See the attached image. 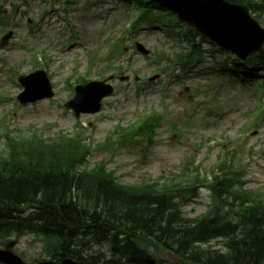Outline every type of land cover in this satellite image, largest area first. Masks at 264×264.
I'll return each mask as SVG.
<instances>
[{
	"label": "rangeland",
	"instance_id": "rangeland-1",
	"mask_svg": "<svg viewBox=\"0 0 264 264\" xmlns=\"http://www.w3.org/2000/svg\"><path fill=\"white\" fill-rule=\"evenodd\" d=\"M66 1L0 0L1 12H11L14 5L18 11L12 13L14 40L0 53V71L6 72L0 73V90L9 93L17 90L11 71L32 73L38 52L45 58L55 89L52 102L20 107L12 96L0 101V120L10 119V124L5 125L12 136L38 131L44 139L55 140L83 129L82 136L93 149L89 163L94 166L104 162L126 185L161 176L176 177L191 167L193 160L200 173L206 175L218 164L224 151L229 161L230 152L236 150L238 157L232 160L243 175L242 182L247 188H264V114L256 131L245 128L260 117V111L253 107L261 97L257 86L262 84L264 75H257L250 85L244 86L241 84L244 78L223 63L226 56L213 52L211 45L204 43V65L185 75L176 72L180 78H171L159 70L165 61H158V65L154 62L156 55L171 53L176 47L164 27L141 29L135 36L125 33L126 54L114 52L110 60L100 59L108 56L119 34L132 24L137 11L133 7L129 11L125 3L117 0H72L75 3L71 6ZM71 30L78 34L71 32L74 41H68ZM136 42L151 50V57H143L131 49ZM181 49L185 48L180 45L177 50ZM94 55L99 57L92 65ZM22 62L25 67L19 68ZM115 68L122 69L117 75L105 77H115L114 94L105 101L99 114L83 115L78 120L65 109V104L74 96L67 82L71 85L81 78L98 80ZM256 72L262 71L256 69ZM157 75L159 78L150 82ZM119 77H130V80L122 82ZM162 107L166 118L154 132H128L119 136L116 145H107V152L94 150L97 145L107 144L111 133L131 127ZM4 133L0 126V151L7 147ZM213 201L210 189L203 188L200 197L187 202L183 210L187 217L194 218L205 214ZM11 240L18 243L11 249L0 248V264H18L42 257L43 244L36 237ZM106 251V247H96L93 257H102Z\"/></svg>",
	"mask_w": 264,
	"mask_h": 264
},
{
	"label": "trees",
	"instance_id": "trees-1",
	"mask_svg": "<svg viewBox=\"0 0 264 264\" xmlns=\"http://www.w3.org/2000/svg\"><path fill=\"white\" fill-rule=\"evenodd\" d=\"M135 1L144 7V21L152 7ZM228 1L264 21V0ZM186 36L199 37L191 29ZM247 64L264 68V50ZM159 120L149 119L137 131L153 130ZM20 142L22 157L0 154L1 244L12 235L41 237L57 263L99 246L110 249L104 264L159 263L168 253L183 264H264V193L244 189L232 167L213 174L217 204L210 214L187 219L183 203L198 196L204 179L124 185L104 167L84 168L90 150L79 139L47 143L37 135Z\"/></svg>",
	"mask_w": 264,
	"mask_h": 264
},
{
	"label": "water",
	"instance_id": "water-1",
	"mask_svg": "<svg viewBox=\"0 0 264 264\" xmlns=\"http://www.w3.org/2000/svg\"><path fill=\"white\" fill-rule=\"evenodd\" d=\"M163 8L175 13L179 20L194 27L203 36L209 38L222 48L236 53L242 59L259 52L264 47V29L253 20L247 7L234 5L225 0H151ZM33 83L43 88L42 96L50 97L51 91L44 78L33 76L26 80L28 93ZM112 89L103 84H91L77 89V98L71 108L77 116L80 112H97L101 100L111 93ZM87 106V108H85Z\"/></svg>",
	"mask_w": 264,
	"mask_h": 264
}]
</instances>
